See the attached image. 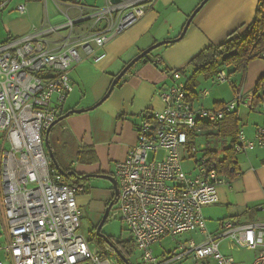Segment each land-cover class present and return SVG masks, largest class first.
Instances as JSON below:
<instances>
[{
    "label": "built area",
    "instance_id": "1",
    "mask_svg": "<svg viewBox=\"0 0 264 264\" xmlns=\"http://www.w3.org/2000/svg\"><path fill=\"white\" fill-rule=\"evenodd\" d=\"M155 1L105 0L102 10L76 21L67 18L62 26L52 28L68 30L58 44L44 40L41 31L0 43V218L5 238L0 252L7 264L117 263L98 247L91 249L79 233L78 193L51 163L44 137L72 91L68 73L72 66L84 59L102 61L105 45L138 23ZM24 10L19 5L16 11L22 15ZM87 19L92 21L90 29L72 37L73 26ZM215 79L224 82L226 76L220 72ZM171 80L170 86L156 92L162 109L151 116L145 111L139 114L136 144L113 173L118 188L116 213L139 252L138 264H172L186 256L194 263L209 259L213 264H236L220 253L225 239L232 246L258 249L251 264H264V225L237 227L224 222L220 233L206 235L201 208L218 202L217 186L226 179L215 170L216 163L205 155L188 172L182 167V153L190 158L196 152L189 134L201 132L203 125H219L237 110L241 95L217 109H206L187 100L185 82L175 70ZM251 101L242 105L252 110ZM254 130L251 139L238 131L233 142L236 153L264 148V124ZM262 194L264 198V189ZM186 233L204 238L184 243L178 248L181 255L153 256L156 243Z\"/></svg>",
    "mask_w": 264,
    "mask_h": 264
},
{
    "label": "crops",
    "instance_id": "2",
    "mask_svg": "<svg viewBox=\"0 0 264 264\" xmlns=\"http://www.w3.org/2000/svg\"><path fill=\"white\" fill-rule=\"evenodd\" d=\"M11 1L14 0L0 1V43L11 37L41 31L40 36L44 40L58 44L66 37L68 30L54 31L52 28L62 26L67 18L76 21L81 15L102 10L106 3L102 0L104 5L96 7L97 2L101 0H82L77 4L70 0H15L14 7L9 10L7 8ZM199 2L202 0H156L153 8L147 11L138 23L105 45L106 57L102 61L93 63L84 59L73 65L68 72L72 84L71 93L74 87H77L81 96L74 98L71 108L64 110L62 106L61 111L92 108L105 96L120 70L135 56L154 43L177 38L188 16ZM19 5L25 7V13L22 15L16 11ZM258 6L259 0H208L194 16L180 41L156 49V55L153 59L150 58L151 62L142 59L133 65L100 105L65 118L60 124L62 141L56 147L59 153L54 152L63 171L73 172L75 176L106 175L114 178L115 165L122 162L131 147L136 144L139 114L145 111L151 116L153 112L162 109L163 104L156 92L172 84L171 72L184 67L204 48L225 40L237 27L250 25ZM91 23L92 21L87 19L75 24L71 36L83 35L90 29ZM154 60H159L160 65L155 66L152 63ZM246 66V82L240 90L243 100L237 104L238 109L224 117L226 119L214 126L215 128L207 130L222 136L223 126L227 125L228 130L232 131L224 136L231 138L228 146L237 139L238 131L242 130L246 138L251 139L254 129L264 124L262 108L251 111L242 105L243 101L252 98V90L257 80L264 75V59L254 60ZM226 73L225 70L224 74ZM202 83L207 85L224 82L210 78L204 79ZM195 92L197 98L192 102L206 109H217L215 104L232 101L213 96L205 87L196 89ZM204 93L207 94L205 97ZM251 112L258 118L251 119ZM46 138L48 140L49 136ZM68 148L73 152L70 156L64 153ZM223 156L224 154L217 155L219 160H222ZM235 163V177L230 179L223 175L226 179L217 186L218 202L201 208L206 235L214 236L220 233L221 224L224 222H231L237 227L248 224L264 225V148L236 153ZM88 179L84 187L77 192V205L81 219H86L87 227L93 229L101 221L103 211L113 198V188L107 180L96 177ZM4 240L1 224L0 243Z\"/></svg>",
    "mask_w": 264,
    "mask_h": 264
},
{
    "label": "trees",
    "instance_id": "3",
    "mask_svg": "<svg viewBox=\"0 0 264 264\" xmlns=\"http://www.w3.org/2000/svg\"><path fill=\"white\" fill-rule=\"evenodd\" d=\"M3 1V0H0ZM30 2H36L41 0H27ZM255 17L252 23L250 25H242L237 27L235 30L230 32L225 40H222V42L218 44H212L206 48H204L202 51H200L198 54H196L191 60L184 66L181 67L175 72H178L181 77H185L186 72L189 70L191 71V75L188 77V79L185 80V94H187V100L188 101H194L197 98V95L195 94V90L197 89V79L198 76H203L204 79H210V78H217L218 74L220 72H223L226 70V79L232 80V78L238 79V84L233 81L230 83L231 92L236 97L241 92L243 85L246 82L247 77V66L250 62L257 60V59H263L261 58V55L264 53V0H259V6L254 13ZM176 39V38H175ZM174 39V40H175ZM180 41V40H179ZM178 41H169L166 45L163 46H171L175 44ZM152 53V52H151ZM144 56V61L148 60L150 61L149 55ZM152 61V60H151ZM150 61V62H151ZM157 61V60H156ZM156 61L154 60L152 63L156 65ZM225 79V81H226ZM253 95H252V101L250 104H252V108H262L263 114H264V75L259 77L257 80L255 86ZM219 104H215V108H218L221 106ZM66 113V112H65ZM61 111L60 115L65 114ZM226 119V118H225ZM224 121V120H223ZM63 121L59 122L60 124ZM203 130H211L215 128L214 126L210 125H203L200 126ZM54 127L49 132V135L53 131ZM212 135H215L214 133ZM196 137L195 132H191L189 134V140L191 147L194 144V139ZM48 147L49 150L52 152L53 157L56 161V164L59 165L57 155L53 151V147L51 143L49 142L48 138ZM224 156L222 160H219L217 155L218 152L215 150H207L206 151V157L209 158L210 161L216 163V169L217 173L219 175H226L228 178L233 179L236 172V163H235V155L236 152L233 150V142L230 143V146L224 149L223 151ZM194 154H191V157H193ZM190 157V158H191ZM60 166V165H59ZM62 170L63 168L60 167ZM233 170V171H231ZM235 171V172H234ZM64 182L71 187H73L77 192L80 191L82 187H84L86 181L89 179L85 176H80L73 174L69 178H63ZM113 199V198H112ZM111 199V201H112ZM93 242L98 246V248L101 250L102 254L107 257H113L116 260V264H123L122 261L117 258L115 255V252L113 249L106 244L105 240L99 239L96 234L95 230L96 228H93ZM116 249L117 251H120V253L129 260L130 253L132 252L133 245L132 243L127 241H118L116 243Z\"/></svg>",
    "mask_w": 264,
    "mask_h": 264
},
{
    "label": "rangeland",
    "instance_id": "4",
    "mask_svg": "<svg viewBox=\"0 0 264 264\" xmlns=\"http://www.w3.org/2000/svg\"><path fill=\"white\" fill-rule=\"evenodd\" d=\"M21 1V0H19ZM30 2V1H27ZM101 2V4H100ZM100 2H97V6L96 7H101L104 5L103 1L101 0ZM16 1H11V3L9 4L7 9H12L15 5ZM24 4V3H22ZM31 3H26V5H29ZM93 4V3H92ZM39 5V4H38ZM2 10V8L0 9ZM195 10V9H194ZM192 10V12L194 11ZM191 12V13H192ZM63 18V17H62ZM63 34H65L63 32ZM1 42V40H0ZM162 47H166V46H162ZM159 47V48H162ZM158 49V48H157ZM156 49L154 51H152L151 55H149V57L151 59L154 58V56L156 55ZM191 71H187L185 77H182L183 82H185L186 79H188V77L191 75L190 74ZM204 77L203 76H198L197 79L195 81H197V89L201 88V87H205L207 89H209L210 93L213 96L219 97L221 99H224L225 101H228L231 99L232 101H234L233 99V93L231 92V88H230V83H232L233 81H235L236 84H238V79L236 78H232V80H227L224 81V83L218 84H210L208 83L207 85L203 84ZM234 83V82H233ZM87 90V89H86ZM85 90V91H86ZM81 93H83V90L81 89ZM81 95H79L78 89L77 87H74V91L72 93H70V95L68 96V98H66V101L63 105V109L67 110L69 108H71V105L74 101L75 97H80ZM230 100V101H231ZM238 109V108H236ZM258 109V108H256ZM255 109V110H256ZM254 111V110H251ZM65 112V111H63ZM252 115H250L249 117H251V119L254 118H258L256 117V115L254 113L251 112ZM229 128L227 127V125L223 126V130H222V136H217V135H212V133H210V131L207 130H203L199 133H196V137L194 139V148H195V155L193 157L187 158L188 155L186 152L182 153V157L183 158V162H182V167H183V171L188 172L189 170H191L193 167H195V160L199 161L201 159V157H204L206 154V151L209 150H215L218 152L219 155H223V151L225 148L228 147L229 142L231 141V138H225V134L226 133H230L232 132L231 130H228ZM63 136V132L61 131V126L60 123L55 124L53 131L51 132V134L49 135V142L51 143L52 147H53V151L55 153H59L58 149L56 148L59 144L60 141H62V137ZM68 148L66 149V151L64 152L66 156H70L73 152L70 151ZM74 151V150H73ZM238 154V153H237ZM151 158V157H150ZM62 163V162H61ZM115 205L112 206L109 216L107 218V221L104 223L102 229H101V233L107 238L109 239V242L116 247V243L118 241H126L128 240V233L126 232V229L124 228L123 223L120 221L119 215L118 213H116V209H115ZM80 225H79V233L81 235H83L85 237V239L88 241L91 249H95L98 246L92 241L93 236V230L92 228L89 229L88 223L86 219H80ZM1 225V222H0ZM202 240V235H199L197 233H186V234H181L178 235L176 238L171 239V238H165L163 240H161L160 242L156 243L153 247H152V252H153V256L160 258V257H167L170 255V252H175L178 255H181L183 253V251H181L180 249H178L180 246L182 247V245L186 242H190V241H194L195 243H199ZM229 245V246H228ZM231 241L226 239L223 240L222 243L220 244V253L223 252V255L230 257V259H232L236 264H251L252 261L254 260V257L257 256L258 254V249H253V248H242V247H238L235 246L234 248L231 247ZM135 248L132 249V252L130 253L129 256V263L130 264H138L139 262V252L134 250ZM0 260H4V256H2V253L0 252ZM4 263L7 264V262L4 260ZM172 264H213L212 260H202V263H194L191 261V258L189 256L183 257L182 259L176 260L174 261Z\"/></svg>",
    "mask_w": 264,
    "mask_h": 264
},
{
    "label": "water",
    "instance_id": "5",
    "mask_svg": "<svg viewBox=\"0 0 264 264\" xmlns=\"http://www.w3.org/2000/svg\"><path fill=\"white\" fill-rule=\"evenodd\" d=\"M208 0H202V2H199L200 4L195 8V10L188 16V19L185 23V25L183 26V28L181 29V33L179 34V36L173 40V41H179L181 40L185 33H186V29L189 27L190 23L192 22L194 16H196V14H198V12L200 11V9L205 5V2H207ZM113 3H117L118 0H112ZM167 42L169 41H162V42H158V43H154V45L150 46L149 48H147L146 50H144L143 52H141L140 54H138L137 56H135L130 62H128L124 68L122 70H120V72L117 74V76L113 79V81L110 84V87L108 89V91L106 92L105 96H103V98L97 103L95 104L92 108L90 109H86V110H92L95 107H97L98 105H100L103 101H105L108 96L110 95V93L112 92L113 88L117 85L116 83H118L121 78L128 72V69H130L133 65H135L137 62H139L140 60H142L144 58V56L148 55L149 53H151L152 51H154L155 49L166 45ZM86 110L83 109H78V110H71V111H67L64 115H62L61 117L57 118V120L51 124V126L46 130L45 132V137H44V141H45V149L49 155V158L51 159V163L53 164V166L55 167V169L58 171V173L60 174V176H62L63 178H69L71 177L74 173L73 172H64L60 166L58 164H56V161L53 157L52 152L49 150L48 147V140H47V136H49V132L52 129V127L55 126V124H58L59 122L63 121L65 118H67L69 115L74 114H80L83 112H86ZM89 177H96V178H101L104 180H107L108 182L111 183V187L113 188V199L112 201L107 205V207L105 208V211H103V216L101 221L99 222L98 225H96V230H95V234L99 239H102L103 241L105 240L106 244H108L113 251L115 252V255L117 256V258H119L123 264H130L129 261L120 253V251H117L116 247H114L110 242L109 239H107L102 233H101V229L104 225V223L107 221V218L109 216V213L112 206L115 204V198H117L118 196V188L116 187V181L114 178L110 177V176H106V175H95V176H86V178Z\"/></svg>",
    "mask_w": 264,
    "mask_h": 264
}]
</instances>
